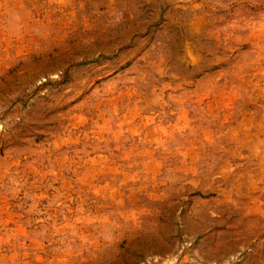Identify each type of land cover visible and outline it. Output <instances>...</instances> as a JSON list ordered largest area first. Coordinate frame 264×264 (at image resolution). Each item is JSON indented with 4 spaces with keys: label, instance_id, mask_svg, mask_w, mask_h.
<instances>
[{
    "label": "rangeland",
    "instance_id": "374dc122",
    "mask_svg": "<svg viewBox=\"0 0 264 264\" xmlns=\"http://www.w3.org/2000/svg\"><path fill=\"white\" fill-rule=\"evenodd\" d=\"M0 264H264V0H0Z\"/></svg>",
    "mask_w": 264,
    "mask_h": 264
}]
</instances>
